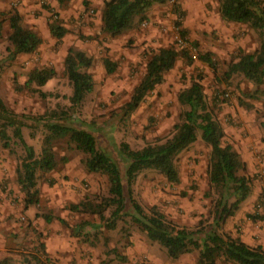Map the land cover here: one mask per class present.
I'll use <instances>...</instances> for the list:
<instances>
[{
  "label": "rangeland",
  "instance_id": "rangeland-1",
  "mask_svg": "<svg viewBox=\"0 0 264 264\" xmlns=\"http://www.w3.org/2000/svg\"><path fill=\"white\" fill-rule=\"evenodd\" d=\"M103 1L69 0L59 6L55 0H0V97L19 114L39 116L52 110L62 113L63 118L93 133L97 147L120 160L122 142L139 149L173 132L184 108L177 94L193 78L200 77L209 109L224 129L223 141L238 150L244 161L242 173L252 183L251 194L218 230L264 248V220L248 217L264 216V94L248 96L254 90L264 89V83L254 84L240 74L224 77L228 64L240 51L252 52L258 47L257 34L243 24H216L218 19L212 11L217 8L213 6L217 0H177L180 14L173 11L175 2L167 0L152 5L148 19L125 31L126 35L123 32L109 36L101 29ZM205 2H209L207 16L196 18L194 7ZM12 10L20 13L25 27L41 37L35 52L11 56L6 16ZM55 17L68 30L60 40L48 29V22ZM181 30H185L184 37ZM136 35L147 39L140 42ZM168 46L186 50L190 61L178 57L163 81L146 94L134 111L126 114L123 107L142 78L147 59L158 48ZM70 47L92 58L88 71L93 89L76 106L69 102L72 89L64 67ZM204 52L212 54L215 68L198 59L199 53ZM105 58L115 64L112 73L105 70ZM43 67L55 71L40 87L47 93L45 97L17 89L32 70ZM22 134L39 156L45 134L42 123L35 120L33 125L22 127ZM200 135L197 130L196 140L177 156L178 183L167 181L156 170L146 169L134 181L133 197L145 210L157 206L179 226L207 229L212 223L214 194L210 193L207 178L210 148ZM69 146L68 136L54 141L57 167L37 173L39 201L27 208L16 173L24 149L14 136L9 148L0 146V260L35 264L31 256L35 248L43 245L44 253L40 249V256L51 264H196L197 250L171 259L166 249L150 241L128 215L110 229L92 208L69 209L71 204L81 202L98 209L96 205L108 196L109 189L106 175L87 171L83 163L86 154ZM113 208L107 207L104 216ZM45 216L52 219L46 221Z\"/></svg>",
  "mask_w": 264,
  "mask_h": 264
},
{
  "label": "trees",
  "instance_id": "trees-1",
  "mask_svg": "<svg viewBox=\"0 0 264 264\" xmlns=\"http://www.w3.org/2000/svg\"><path fill=\"white\" fill-rule=\"evenodd\" d=\"M55 1L59 6H63L69 0ZM166 1L104 0L101 9V29L109 36L119 35L145 22L152 5ZM176 2L177 0L173 11L180 14ZM217 2L221 20L247 25L257 34L259 40L258 47L252 52L238 53L237 58L228 64L224 77L240 74L254 84H263L264 0H217ZM6 18L10 29L8 40L11 56L35 52L42 42L39 34L22 24V17L17 10L10 11ZM177 23L179 25L180 22ZM1 29L0 23V32ZM48 29L57 40L68 31L56 17L48 22ZM185 34V30H181V36L184 37ZM178 57L189 61L191 59L186 50L179 51L172 46L160 47L149 56L142 78L123 107L126 114L134 111L146 94L163 81L164 74L174 67ZM198 59L215 68V61L210 52L199 53ZM103 63L107 73L115 70V64L109 58H105ZM91 64L92 58L84 51L68 48L64 67L72 89L68 97L70 105L82 104L85 96L93 89V78L88 71ZM54 74V69L49 67L34 69L24 84L17 86V89H27L40 97H45L47 93L40 87ZM258 94H264V89L254 90L248 96L256 97ZM177 100L184 108L180 114V121L174 125L173 132L139 149H133L122 142L119 145V160L97 147L93 133L63 118L62 113L52 110L39 116L19 114L10 109L0 97V146L9 148L10 139L14 136L25 153L16 169L17 183L24 192V207L38 203L37 173L51 171L57 167L54 141L68 136L69 147L73 146L86 154L83 163L87 171L106 175L109 184L108 196L96 205L98 209L87 202L71 204L69 209L77 211L92 208L110 229L115 228L118 219L128 215L131 222L144 232L150 241L163 246L173 260L197 250L196 264H264V248L261 245H250L238 236L233 237L218 230L251 194L252 183L249 176L242 173L244 161L238 150L223 141L224 129L209 109L201 78H193L187 87L178 92ZM35 120L41 122L45 129L39 156L35 155L33 147L24 140L22 134V127L33 125ZM197 130L201 131V139L210 148L207 178L214 200L211 210L212 223L207 229L179 226L157 206L153 205L145 210L133 197L134 181L138 174L146 169L156 170L171 183L179 182L175 163L177 156L196 140ZM61 160L65 162L64 157ZM109 206L114 208L110 210L109 215L104 216V211ZM248 217L253 220L256 218L264 220V216L261 215L249 214ZM51 219L50 216H45L46 221ZM59 220L64 222L63 219ZM40 249L44 253V246L41 245L35 248L31 256L35 264L50 263L49 259H42ZM114 252L118 255V252L115 250ZM120 258L125 259V256L120 255ZM0 264L11 263L8 258H3Z\"/></svg>",
  "mask_w": 264,
  "mask_h": 264
},
{
  "label": "crops",
  "instance_id": "crops-1",
  "mask_svg": "<svg viewBox=\"0 0 264 264\" xmlns=\"http://www.w3.org/2000/svg\"><path fill=\"white\" fill-rule=\"evenodd\" d=\"M207 5H209V2H205L204 4H199L198 3V5H197V7H194L195 9H196V12H193V15H196L195 17L196 18H199V19H201V17H203V16H207V14H208V12L206 11L207 9H206V6ZM217 6V8L214 10V11H212V13H215V19H218V21H216V24H219V25H223V22H225V21H223V20H221L220 19V17H219V14H218V2H215V4L213 3V6ZM209 17H212V14H210V16ZM208 17V18H209ZM210 21V20H209ZM198 22L199 23H201L200 22V20H198ZM227 24H230L231 22H226ZM215 24V23H214ZM186 25H188L187 24V22L185 21V24H184V26H186ZM206 25L208 26V27H212V25L210 24V23H206ZM201 26H202V24H201ZM129 33L130 34H133V33H131V30L129 31ZM123 34H125L126 35V32H124ZM129 34V35H130ZM122 35V34H121ZM136 37H137V40H139L140 42L141 41H143L144 39H147V36L145 37V38H143L142 36H139V35H136ZM246 242V241H245ZM246 243H248V242H246ZM47 253V252H46Z\"/></svg>",
  "mask_w": 264,
  "mask_h": 264
},
{
  "label": "built area",
  "instance_id": "built-area-1",
  "mask_svg": "<svg viewBox=\"0 0 264 264\" xmlns=\"http://www.w3.org/2000/svg\"><path fill=\"white\" fill-rule=\"evenodd\" d=\"M172 2H175V0H171Z\"/></svg>",
  "mask_w": 264,
  "mask_h": 264
}]
</instances>
